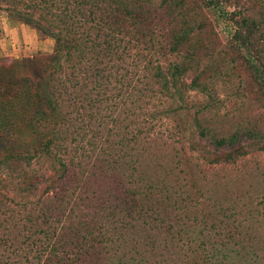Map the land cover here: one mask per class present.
<instances>
[{
  "label": "trees",
  "instance_id": "16d2710c",
  "mask_svg": "<svg viewBox=\"0 0 264 264\" xmlns=\"http://www.w3.org/2000/svg\"><path fill=\"white\" fill-rule=\"evenodd\" d=\"M0 1L18 4L16 8H12L22 18L40 32L53 37V50L50 54L22 60L29 64L40 63L43 67L32 69V77L28 75L30 72L19 76L15 87L9 83L15 94L0 92V169L10 178H15L14 183L22 182L26 193L35 191L38 184L46 191L53 188L66 191L70 187L77 191L81 185L94 178L95 171L90 176L81 178L83 158L77 149L81 133L76 120L82 118L83 111L100 100L99 91L103 85L101 80L111 74L114 62L124 60L128 47L131 46L126 43L131 40L132 34L136 32L137 37L145 34L143 31L117 28L118 22L116 18H110L111 14L121 13L122 21L128 20L131 25L140 21L148 23L156 16L151 11L145 14L140 7V0ZM206 1L219 6L221 1L226 0ZM234 12H229L234 20L230 40L243 50L242 59L254 74L255 84L263 87L264 46L259 44L258 37L264 35L257 23L251 21L252 27H248L247 18L241 16L235 19ZM194 32L195 29L181 26L170 28L165 34V51L174 54L177 59L173 58L164 70L156 66L157 70L152 74V79L161 89L172 91L181 99V75L193 72L192 63L196 66L208 54L204 48L196 53L191 63L193 53L183 41ZM186 86L209 93L207 81L198 78L196 73L189 77ZM25 104L30 106L23 113ZM210 107V104H199L193 110V120L198 131L209 132L215 144L220 146L210 153L206 151L208 153L202 158L210 164L233 163L236 158L245 155L246 150L237 143L235 132H215L211 122L205 119L211 112ZM28 132L36 135L37 141L21 143L20 135ZM141 132L148 133L146 137L152 133L150 128L136 127L130 136H125V133L121 135L119 142H116L118 147L113 151L101 149L92 157L89 164L92 169L99 171V174L109 169L116 177L112 179L110 190L96 191L89 198V202L97 203L94 214L96 218L91 216L82 226V230L87 231L89 236L86 238L81 234L83 245H79L78 250H83L80 253L72 257L58 251L63 242L60 243L61 239L58 238L57 243L51 237L55 232L57 218L46 207L36 213L27 211L24 214L20 223L22 230L28 232L21 235L12 233V229L19 224L11 218V206L0 202V264H38L43 250L45 255L40 264H149L150 261L156 264V255L161 258V252L168 248L164 242L159 245L155 236L163 232L161 229L166 222L165 231L171 245H189L193 240L189 231L193 229L198 217L193 211L190 215L185 212L189 211L192 204L181 202V205H177L181 198L180 191L170 180L179 176V170L174 166L163 169L161 164H156L151 172L149 164H142ZM12 142L18 143L14 146ZM223 144H226L227 150L221 148ZM38 159L47 160L49 167L41 172L28 168L32 161ZM145 166H149V169L145 170ZM160 170L163 172L161 178L157 174ZM51 201L61 205L65 198L56 192L49 196V202ZM175 207H180L181 213L174 211ZM171 213L174 223H168ZM228 216L231 215H226L222 210L219 215L210 212L199 219L207 222L209 217H213L225 229L223 218ZM249 217V220L256 221L253 218L255 215L249 214ZM10 220L13 222H9ZM237 225L232 224L231 228ZM213 232L198 241L205 261L212 264H224L226 260H230L231 264H236V261L242 264H259L261 261L258 260L264 257V250L257 254L252 249L257 248V240L233 237L230 233L217 236V231ZM176 242L180 244H174ZM84 247H92L93 250L89 253ZM174 263L178 264L179 261Z\"/></svg>",
  "mask_w": 264,
  "mask_h": 264
},
{
  "label": "rangeland",
  "instance_id": "374dc122",
  "mask_svg": "<svg viewBox=\"0 0 264 264\" xmlns=\"http://www.w3.org/2000/svg\"><path fill=\"white\" fill-rule=\"evenodd\" d=\"M140 1L144 13L151 11L156 17L148 23L140 21L131 25L128 20L122 21L121 13L111 14L110 18L114 17L118 22L117 28L143 31L145 34L142 37H137L136 32L132 34L131 40L126 43L131 46L128 47L124 60L114 62L111 66V74L101 80L103 85L100 86V100L87 111H83L82 118L76 120L81 133L77 144L78 152L83 158L82 161L80 158L81 178L84 179L95 171L94 178L81 185L77 191L72 187L66 191L54 190V188L46 191L38 184L35 191L26 193L27 190H24L22 182L14 183L15 178H10L0 169V202L11 206V218L19 224L12 229V233L26 234L28 230H22L20 223L24 214L27 211L36 213L46 207L57 218L55 232L51 237L57 243L58 238L61 239L60 243L63 242V246H60L58 251L61 250L72 257L80 253L83 250H78L79 245H83L81 234L86 238L89 236L87 231L82 230V226L85 221L91 219V216L96 218L94 214L97 211L95 207L97 203L89 202V198L96 191L108 189L112 179L116 177L112 170L106 169L99 174V171L92 169L89 166L92 157L101 149L113 151L118 147L116 142H119L123 133L125 136H130L135 132L136 127H141L150 128L152 131L149 137H146L148 133L140 134L147 138L145 142L146 138L141 137L142 164H149L151 172L154 171L156 164H161L163 169L174 166L179 170V176L170 180L180 191L181 198L177 205H181V202L194 205L185 212L190 215L193 211L198 217L193 229L189 231L193 240L187 246L184 243L180 247L171 245L168 233L165 231L167 222L165 223L164 228L161 229L163 232L155 236L159 245L164 242L168 248L161 252V258L156 255L158 260L156 264L162 262L175 264L174 261L177 263L179 261L178 264H212L202 258V247L198 241L208 233L213 234V231H217V236L230 233L233 237L257 240L260 248L257 246L252 249L257 254L262 253L264 250V85L260 87L255 84L254 74L242 59L243 50L236 42L230 40L234 20L233 15L229 16V12L235 11V19L241 16L247 18L248 27H252L251 21L257 23L264 35V0H226L221 1L219 6L206 0ZM12 6L16 8L18 4L12 1H0V92L3 94H15L9 83L15 87L19 76L30 72L28 75L32 77V69L38 70L43 67L40 63L29 64L22 60L27 57L46 56L53 50V37L40 32L28 23ZM175 26L196 31L183 41L193 53L191 63L197 52L205 48L208 53L207 58L201 59L196 66L192 63L193 72L181 75L182 87H179L182 99L172 91L161 89L152 79V74L157 70L156 66L164 70L173 58L177 59L174 54L165 51L167 45L165 34ZM258 39L259 44L264 46V37ZM195 73L198 78L207 81L209 93L186 86V81ZM199 104L211 105V112L205 119L211 122V127L219 134L235 132L237 143L243 145L246 150L245 155L227 164H210L202 158L204 154L218 150L220 146L215 144L209 132L198 131L193 120V110ZM29 106L25 104L23 107L25 111L22 112L25 113ZM20 137L21 143L37 141L35 140L37 136L29 132L21 134ZM16 143L18 142H12L14 146ZM221 148L228 149L226 144ZM47 162L38 159L32 161L28 168L41 172L45 167H49ZM149 166H145V170H148ZM161 172L162 170L157 173L160 178L163 175ZM191 181L194 183L191 184ZM56 192L65 198V202L61 205H56L53 201L49 202V196L55 195ZM42 203L46 205L42 206ZM175 208L174 211L180 210V207ZM222 210L226 215H231L223 218L225 229L213 217H209L207 222L199 219L202 215L205 216V213L215 212L219 215ZM249 214L255 215L253 217L256 219L255 222L249 220ZM174 221L171 213L168 223ZM210 221H213L211 225H209ZM232 224L238 225L231 228ZM35 247L38 248L37 245ZM84 249L89 253L93 250L92 247H84ZM44 255L43 250L38 264ZM258 261H261L259 264H264V257ZM149 264L155 263L150 261ZM224 264H231V261L226 260ZM236 264L242 263L236 261Z\"/></svg>",
  "mask_w": 264,
  "mask_h": 264
}]
</instances>
